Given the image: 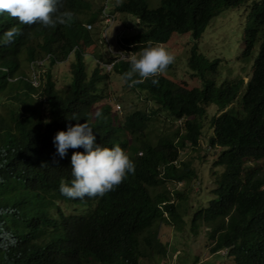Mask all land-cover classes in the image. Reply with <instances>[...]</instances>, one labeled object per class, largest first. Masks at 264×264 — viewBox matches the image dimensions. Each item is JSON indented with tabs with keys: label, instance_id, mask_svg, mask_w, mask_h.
<instances>
[{
	"label": "trees",
	"instance_id": "16d2710c",
	"mask_svg": "<svg viewBox=\"0 0 264 264\" xmlns=\"http://www.w3.org/2000/svg\"><path fill=\"white\" fill-rule=\"evenodd\" d=\"M241 1L158 0L154 7L147 0L119 3V10L135 15L144 27L137 36L142 41L165 42L173 33L187 32L195 40L187 64L192 77L203 79L200 85L187 88L163 75L158 85L150 79L137 85L149 93L165 119L181 122L154 142V125L146 131L150 118L142 111L128 114L118 125L109 107L102 106L98 109L106 120L95 119L91 109L101 97L97 83L103 76L85 80L81 69L74 71L65 94L49 89L45 103L28 106L27 111L23 105L26 114L14 112L7 119L0 115V210H9L0 215V233L8 232L16 241L7 251L0 248V264H158L168 250L158 237L160 225H183L182 204L188 201L183 187L187 184L191 190L197 177L191 162L180 159L179 149L196 148L201 137L209 147L220 148L211 167L221 166L222 171L212 169L211 198L190 213L186 223L193 234L206 228L210 253L225 249L222 255L229 261L224 264H264V173L257 164L264 162V0L251 8L244 29L241 56H250L258 44L246 82L237 77L216 85L214 79H204L206 71L217 72L218 62L197 49L210 18ZM87 7L84 1L67 0L64 9L76 16ZM119 71L125 72V65ZM211 104L218 111L209 116ZM73 115L80 120L71 119ZM206 118L212 134L207 137ZM86 120L100 146L125 148L127 141L119 133L126 131L132 138L129 157L135 163V174L92 208L87 196L67 202L66 196L55 195L62 178L71 180L73 152L85 149L69 148L61 157L54 137L69 124ZM179 181L184 185L174 188ZM59 200L84 206L87 214H65Z\"/></svg>",
	"mask_w": 264,
	"mask_h": 264
},
{
	"label": "clouds",
	"instance_id": "9594fccd",
	"mask_svg": "<svg viewBox=\"0 0 264 264\" xmlns=\"http://www.w3.org/2000/svg\"><path fill=\"white\" fill-rule=\"evenodd\" d=\"M80 1L86 2L88 7L75 16L72 11L64 9L67 0H0V115L7 119L14 112L21 111V114H24L28 106L32 108L45 103L46 91L49 89L57 95L65 94L73 82L74 71L81 69L85 80L91 79L94 74L103 76L97 83V92L101 97L91 109L92 113L95 112L93 114L95 119L106 120L102 110L98 108L108 106L109 115L118 125L124 123L128 114L138 111L144 112L148 119L150 118L148 128L161 117L160 115L168 121L149 93L137 85L149 79L153 85H158V77L175 62L174 55L161 46L167 43L171 36L167 41L157 43L138 39L137 36L144 33L145 29L135 15L117 8L122 0H114L112 9L108 7L109 0H102L97 7H93L91 0ZM260 1L242 0L235 6L227 7H237L245 3L248 19L251 8L255 3H261ZM147 2L149 7H151L150 4L154 6L158 4V0L156 4L149 0ZM117 13H122L125 17L121 20L122 27L116 31L112 45L107 34ZM129 15L133 18L130 22L126 19L130 17ZM76 18L79 23H75ZM87 58L93 59L92 68L88 67ZM62 62H68L71 81L64 72L58 74V69L65 71L59 65ZM122 64L126 67L123 73L119 71ZM112 71L121 76L122 85L127 88L122 92L133 89L140 100L144 99L152 106L132 109L129 104L127 108L122 107L123 104H119L120 102L116 100L119 96H116L112 90H107L109 87H106L110 83L109 76ZM57 77L68 79L64 92H59L55 88ZM168 79L178 83L174 79ZM104 97L109 103L103 102ZM23 105L26 111L23 110ZM123 109L132 110L124 113ZM71 119L80 120L76 115H73ZM169 122L175 124V127L181 123L180 119L169 120ZM135 124L137 126V119ZM119 134L127 141V146L123 149L118 144L112 147L96 144V136L87 120L84 123L69 124L66 131H58L53 143L61 157L67 154L69 148L83 147L85 151L73 152L71 180L65 181L62 178L56 186L55 195L66 196L67 202L87 196L92 200V208L101 197L115 190L127 179L129 174L134 175L135 163L129 157L132 154V138L124 130ZM207 148L211 147L208 145ZM137 153L140 155L141 152ZM182 185L184 182H176L174 188H180ZM169 186L166 184L168 189ZM58 203L65 214L79 215L82 210L85 215L87 214L86 207L75 202V205L67 204L62 200ZM5 211L9 210H0V215ZM15 244L16 241L10 233H0V248L7 251ZM219 253L224 254L225 249L220 250Z\"/></svg>",
	"mask_w": 264,
	"mask_h": 264
},
{
	"label": "rangeland",
	"instance_id": "374dc122",
	"mask_svg": "<svg viewBox=\"0 0 264 264\" xmlns=\"http://www.w3.org/2000/svg\"><path fill=\"white\" fill-rule=\"evenodd\" d=\"M93 1V7L100 5L102 0H91ZM157 0H149V2L156 4ZM114 0H109L108 7L112 9ZM151 7L154 6L150 4ZM130 16V15H129ZM125 17L122 13H117L116 19L112 26L108 29V39L113 45L115 39V33L122 27L121 20ZM127 20L132 21L133 18L130 16L126 17ZM247 21V11L245 10V3L240 4L237 7H225L222 8L220 13L214 16L203 33L197 40L198 51L204 55L208 60L217 61V72L215 74L210 71H206L204 79H214L216 85L224 80H230L234 78H242L245 82L247 77L251 74V68L253 60L258 51V44L255 46L253 53L248 57L241 56L243 49V34ZM194 43L190 33H173L167 43L161 45L166 48L175 57V62L171 68L163 74L164 76L176 80L178 83H182L187 88L200 85L202 78L192 77L190 69L187 64V58L189 56V48ZM89 68H92L93 59L87 58ZM61 68L65 71L58 69V74L64 72L71 81V75L68 70V62L59 63ZM110 83L106 85L109 87L107 90H112L116 96L119 104H123L127 108L130 104L131 108L144 109L146 106H152L151 103L144 99H139L135 90L128 89L126 92H122L123 89H127L123 86V80L121 76L112 71L110 73ZM68 83L67 78L57 77L55 88L59 92H64ZM104 85V83H101ZM106 91V89H105ZM121 96V97H120ZM103 102L109 103L107 98H103ZM122 102V103H121ZM128 109V110H132ZM127 110V111H128ZM123 109V112L126 113ZM218 109L214 104L207 107V114L217 113ZM112 112H114L112 110ZM161 117L152 124L153 133L150 135V140L154 142L158 135L167 134L175 129V124ZM204 136L207 137L211 133V129L207 126V118L204 119ZM171 123V124H170ZM148 130L151 128V126ZM212 135V134H210ZM210 137V136H209ZM208 142L206 138L201 137L197 148L184 147L180 150V158L182 160H189L192 168L195 169L197 177L195 181L191 182V190H188L189 186L185 184L183 193L187 196L185 204H182L184 208V223L181 227L177 228L176 225L172 224H161L158 237L166 244L167 253L164 258L159 259L158 264H224L229 261V257L220 254L219 252L210 253V240L206 235V228L200 227L196 234H193L187 225V220L190 217V213L195 211L201 206H206L208 200L211 198L210 188L214 186L211 175L212 169L220 173L222 171L221 166L212 168V161L216 158L220 148H207ZM258 164V163H257ZM261 166V172L264 173V162H259ZM193 186V187H192ZM188 192V193H187ZM189 203L188 205H186ZM183 209V208H182ZM176 249V250H175ZM145 264H155L152 261L145 260Z\"/></svg>",
	"mask_w": 264,
	"mask_h": 264
}]
</instances>
